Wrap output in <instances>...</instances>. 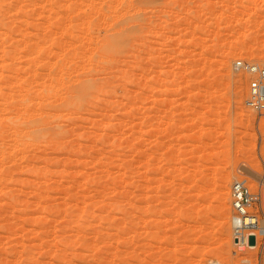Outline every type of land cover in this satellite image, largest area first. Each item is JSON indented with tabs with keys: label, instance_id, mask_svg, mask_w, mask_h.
Segmentation results:
<instances>
[{
	"label": "rangeland",
	"instance_id": "rangeland-1",
	"mask_svg": "<svg viewBox=\"0 0 264 264\" xmlns=\"http://www.w3.org/2000/svg\"><path fill=\"white\" fill-rule=\"evenodd\" d=\"M240 60L264 0H0V264H264L233 240L236 181L264 211Z\"/></svg>",
	"mask_w": 264,
	"mask_h": 264
},
{
	"label": "built area",
	"instance_id": "built-area-1",
	"mask_svg": "<svg viewBox=\"0 0 264 264\" xmlns=\"http://www.w3.org/2000/svg\"><path fill=\"white\" fill-rule=\"evenodd\" d=\"M238 70L250 75L247 105L260 116H264V62L250 63L240 60L236 63ZM261 202L259 194L252 193L246 181H236L232 186L233 207V240L235 253L250 248V241L255 239L254 247L258 246V238L264 237V211H252ZM252 249V248H250ZM240 264H252L243 261Z\"/></svg>",
	"mask_w": 264,
	"mask_h": 264
},
{
	"label": "bare ground",
	"instance_id": "bare-ground-1",
	"mask_svg": "<svg viewBox=\"0 0 264 264\" xmlns=\"http://www.w3.org/2000/svg\"><path fill=\"white\" fill-rule=\"evenodd\" d=\"M110 44H111V43H110ZM108 46H109V45H108ZM109 47H110V46H109ZM109 47H108V48H109ZM111 47L113 48L112 45H111ZM74 90H75V89H74ZM72 92H74V91H72ZM72 92H71V93H72ZM75 92H76V91H75ZM77 93H79V92H77ZM75 94H76V93H75ZM80 94H81V93H80ZM80 94H79V95H80ZM76 95H77V94H76ZM74 96H75V95H74ZM71 97H72V96H71ZM76 97H77V96H76ZM76 97H72V98H76ZM72 98H70V99H72ZM41 127H42V126H41ZM35 129H36V128H35ZM46 129H47V128H46ZM37 130H38V129H37ZM15 131H16V130H15ZM42 131H43V130H42ZM14 134H15V133H14ZM16 137H17V136H16ZM234 219H235V218H234ZM233 226H234V224H233ZM251 247H252V246H251ZM255 248H256V247H255Z\"/></svg>",
	"mask_w": 264,
	"mask_h": 264
}]
</instances>
